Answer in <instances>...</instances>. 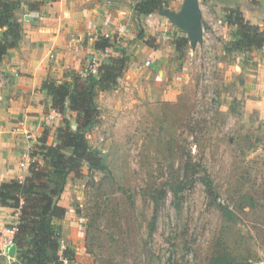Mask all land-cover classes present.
Returning a JSON list of instances; mask_svg holds the SVG:
<instances>
[{
  "label": "rangeland",
  "instance_id": "1",
  "mask_svg": "<svg viewBox=\"0 0 264 264\" xmlns=\"http://www.w3.org/2000/svg\"><path fill=\"white\" fill-rule=\"evenodd\" d=\"M180 1L160 10L177 21ZM211 1L198 0L202 36L187 33L179 49L178 37H148L149 51L138 36H113L125 60L119 77H140L96 90L87 139L101 163L68 176L57 200L65 214L53 220L60 250L73 253L66 264H264V118L242 96L257 48L231 46L237 25L212 30ZM76 117L66 113L61 126L75 130Z\"/></svg>",
  "mask_w": 264,
  "mask_h": 264
},
{
  "label": "crops",
  "instance_id": "2",
  "mask_svg": "<svg viewBox=\"0 0 264 264\" xmlns=\"http://www.w3.org/2000/svg\"><path fill=\"white\" fill-rule=\"evenodd\" d=\"M135 1L21 0L19 9L14 12L21 26V39L0 60V181L22 180L30 162L41 161L34 151L41 143L44 129L51 132L47 140L50 144L54 131L65 120L63 116L75 113L69 109L68 100L63 111L52 106V99L43 88L44 80L51 78L59 82L70 67L78 70L81 62L92 55L100 64L109 63L117 55L110 48L115 34L132 39L138 36L150 51L148 37H156L157 41L166 35L178 37L176 47L179 38H187V33H191L189 28L176 25L179 23L164 14L161 6L151 14H136ZM186 1H180L182 9ZM32 4L36 6L30 7ZM211 4L214 14L207 20L214 32L227 31V8H238L251 24L264 25V0H212ZM139 25L143 31L137 34ZM2 31L0 29V34ZM98 40L107 41L109 46L97 49ZM252 55L256 60L255 73L244 80L243 104L264 118V45L254 49ZM126 77L136 83L140 75L129 70L118 77V81ZM20 120L27 123L25 128L20 127ZM15 210L0 205V230L16 220Z\"/></svg>",
  "mask_w": 264,
  "mask_h": 264
},
{
  "label": "trees",
  "instance_id": "3",
  "mask_svg": "<svg viewBox=\"0 0 264 264\" xmlns=\"http://www.w3.org/2000/svg\"><path fill=\"white\" fill-rule=\"evenodd\" d=\"M162 0H137L133 4L136 14H151L157 11ZM21 0H0V60L21 39V26L14 17ZM35 4L30 7H35ZM226 21L238 26L237 38L231 42L235 48H261L264 45V25L262 27L248 22L238 8H227ZM141 35H139L140 37ZM187 43V38H179L176 48ZM107 41L98 40L97 49H106ZM124 59L112 58L109 63L99 65L98 74L82 77L74 74L69 81L56 82L48 78L43 88L52 99V106L63 111L69 101V109L77 113L75 130L68 123L57 129L54 142L48 144L50 131L45 128L40 144L34 151L41 161L30 162L22 180L0 181V205L15 208L18 213L17 231L14 242L17 249L15 261L10 264H66L73 259L69 249L60 250V237L53 220L65 214L57 200L64 191L68 176L79 174L86 164L88 169L100 166L99 153L92 150L87 139V129L99 116L95 101L97 89H110L116 85L122 74ZM199 177L209 194L214 193L213 182L207 172ZM0 264H6L0 258Z\"/></svg>",
  "mask_w": 264,
  "mask_h": 264
},
{
  "label": "built area",
  "instance_id": "4",
  "mask_svg": "<svg viewBox=\"0 0 264 264\" xmlns=\"http://www.w3.org/2000/svg\"><path fill=\"white\" fill-rule=\"evenodd\" d=\"M99 65L100 62L96 56H89L78 68L77 74L82 77H86L88 75L95 76L98 74ZM19 125L20 127L25 128L27 123L24 120H20ZM17 224L18 222L10 223L0 230V258L2 257L6 264H10L16 259L14 255H10L9 251L11 250V247L15 245L14 235L17 231Z\"/></svg>",
  "mask_w": 264,
  "mask_h": 264
},
{
  "label": "water",
  "instance_id": "5",
  "mask_svg": "<svg viewBox=\"0 0 264 264\" xmlns=\"http://www.w3.org/2000/svg\"><path fill=\"white\" fill-rule=\"evenodd\" d=\"M176 19L179 24L190 28L191 35L194 39L202 36V11L198 0H187L182 11L176 16ZM13 250L14 246L11 247L10 251Z\"/></svg>",
  "mask_w": 264,
  "mask_h": 264
}]
</instances>
